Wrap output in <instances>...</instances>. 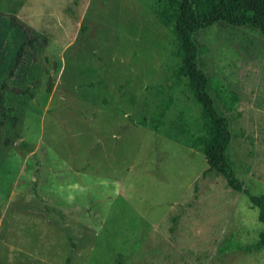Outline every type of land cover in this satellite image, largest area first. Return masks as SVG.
<instances>
[{"label":"rangeland","instance_id":"obj_1","mask_svg":"<svg viewBox=\"0 0 264 264\" xmlns=\"http://www.w3.org/2000/svg\"><path fill=\"white\" fill-rule=\"evenodd\" d=\"M154 3L0 0V81L16 116L0 124V264H264V248L245 249L264 222L243 190L264 193V36L219 22L195 32L199 65L239 94L227 110L210 88L232 132L233 190L189 143L200 105L172 83ZM11 14L35 39L8 75L26 36Z\"/></svg>","mask_w":264,"mask_h":264},{"label":"trees","instance_id":"obj_2","mask_svg":"<svg viewBox=\"0 0 264 264\" xmlns=\"http://www.w3.org/2000/svg\"><path fill=\"white\" fill-rule=\"evenodd\" d=\"M159 22L172 36L171 53L176 57L172 68V83H184L193 100L200 105L201 132L190 138V145L201 150L207 162V169L222 174L233 190H240L242 184L234 174L227 155V146L232 132L228 116L218 110L210 88L227 110H234L239 101L238 92L226 86L218 76L208 75L199 65L198 55L207 49L206 44L195 39V32L213 22L257 29L264 36V0H155L152 6ZM11 25L21 29L26 35L18 44L7 74L12 75L18 67L27 46L34 47V35L30 27L14 14L9 15ZM6 80L0 81V124L7 119H15L13 106L5 104ZM19 93L29 92L28 87L17 86ZM171 97L163 99L151 115L149 123L157 128L171 104ZM140 122L146 123L145 118ZM178 137L188 131L179 120L174 122ZM8 138L6 137V140ZM250 203L257 207L258 219L264 222V193H253L243 188ZM264 248V227L259 230L257 239L245 246L246 250Z\"/></svg>","mask_w":264,"mask_h":264}]
</instances>
